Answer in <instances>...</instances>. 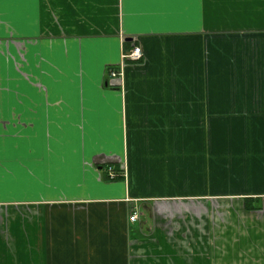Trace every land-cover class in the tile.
Segmentation results:
<instances>
[{
	"label": "crops",
	"instance_id": "crops-1",
	"mask_svg": "<svg viewBox=\"0 0 264 264\" xmlns=\"http://www.w3.org/2000/svg\"><path fill=\"white\" fill-rule=\"evenodd\" d=\"M138 246L264 264V0H0V264Z\"/></svg>",
	"mask_w": 264,
	"mask_h": 264
},
{
	"label": "rangeland",
	"instance_id": "rangeland-1",
	"mask_svg": "<svg viewBox=\"0 0 264 264\" xmlns=\"http://www.w3.org/2000/svg\"><path fill=\"white\" fill-rule=\"evenodd\" d=\"M132 49V48H131ZM131 49L130 50H127L126 52H124L123 54H125V53H127V52H130L131 51ZM143 51V50H142ZM123 54H122V61H123ZM143 55H144V52H143ZM143 59V56H142V58L140 59V60H137V61H130V60H128L127 61V64L128 63H131V62H138V61H141ZM122 61L119 63V65H121L122 64ZM126 64V65H127ZM126 65H125V67H126ZM125 67H124V70H123V76H120V77H112L111 76V70H110V77H112V80L111 81H113L112 83H113V85L115 84V85H117V86H120V87H123L124 86V75H125ZM135 210H137L138 212H139V215H141V212H140V209L139 208H136ZM133 212V211H132ZM131 215V214H130ZM140 218V217H139ZM129 219H130V217H129ZM139 220V219H138ZM138 220H135V221H138ZM130 221H132L131 219H130ZM170 228H174V225L173 224H170L169 225V227H168V230L170 229ZM144 248L142 247V246H138V247H136V250L133 252V254H132V260H133V262L135 263V264H144L145 262H147V260H149V261H153V260H158V258H159V255L156 253H153V254H150V255H148L146 252H145V254L147 255H145L144 254ZM149 256H150V258H149ZM146 258H148L147 260H146ZM167 259V258H166Z\"/></svg>",
	"mask_w": 264,
	"mask_h": 264
},
{
	"label": "built area",
	"instance_id": "built-area-1",
	"mask_svg": "<svg viewBox=\"0 0 264 264\" xmlns=\"http://www.w3.org/2000/svg\"><path fill=\"white\" fill-rule=\"evenodd\" d=\"M143 56V51L141 46L135 45L132 47L130 52H127L125 54H123V61L121 65H118L116 68L111 69V76L112 77H120L123 76V70L125 65L127 64V61H137L140 60ZM111 77V79H112ZM109 176L111 178H114L116 176V173L113 171V169L111 167H109V172H108ZM140 217L139 212L137 210H134L131 215H130V219L132 221L138 220Z\"/></svg>",
	"mask_w": 264,
	"mask_h": 264
},
{
	"label": "trees",
	"instance_id": "trees-1",
	"mask_svg": "<svg viewBox=\"0 0 264 264\" xmlns=\"http://www.w3.org/2000/svg\"><path fill=\"white\" fill-rule=\"evenodd\" d=\"M108 167H111L113 169V171L116 173V177L119 175L120 172H118V167H115L114 165H109ZM108 167L107 170L109 171Z\"/></svg>",
	"mask_w": 264,
	"mask_h": 264
},
{
	"label": "water",
	"instance_id": "water-1",
	"mask_svg": "<svg viewBox=\"0 0 264 264\" xmlns=\"http://www.w3.org/2000/svg\"><path fill=\"white\" fill-rule=\"evenodd\" d=\"M128 40H130V39H128Z\"/></svg>",
	"mask_w": 264,
	"mask_h": 264
}]
</instances>
